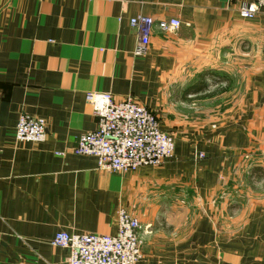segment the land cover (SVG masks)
<instances>
[{
  "label": "crops",
  "instance_id": "crops-1",
  "mask_svg": "<svg viewBox=\"0 0 264 264\" xmlns=\"http://www.w3.org/2000/svg\"><path fill=\"white\" fill-rule=\"evenodd\" d=\"M253 1L0 0V264H68L56 233L114 235L120 208L143 226L137 264H264V7L240 14ZM139 14L181 25L154 27L136 57ZM202 72L244 81L207 98L208 124L182 127ZM102 92L153 111L173 156L116 173L74 153ZM22 113L46 120L43 142L16 140Z\"/></svg>",
  "mask_w": 264,
  "mask_h": 264
},
{
  "label": "built area",
  "instance_id": "built-area-1",
  "mask_svg": "<svg viewBox=\"0 0 264 264\" xmlns=\"http://www.w3.org/2000/svg\"><path fill=\"white\" fill-rule=\"evenodd\" d=\"M264 7V0H254L240 8L244 18L252 19ZM130 24L137 29L139 40L136 57L145 56L154 27L174 31L181 21L173 18L156 22L139 14ZM91 107L98 122L93 131L83 133L73 152L94 156L101 170L116 173L134 172L140 167L161 166L175 151V139L161 128L156 114L128 96L117 100L111 93L90 94ZM47 123L42 117L22 113L16 126L18 142H43ZM63 154V153H58ZM116 234L69 233L59 231L54 246L70 249L68 264H137L143 257L140 220L124 208L117 212Z\"/></svg>",
  "mask_w": 264,
  "mask_h": 264
},
{
  "label": "rangeland",
  "instance_id": "rangeland-1",
  "mask_svg": "<svg viewBox=\"0 0 264 264\" xmlns=\"http://www.w3.org/2000/svg\"><path fill=\"white\" fill-rule=\"evenodd\" d=\"M231 81H244V74L236 73ZM232 87V86H231ZM213 101L208 99H197L194 102H184L182 108L176 112L177 120L182 122V127H192V125H205L208 124L212 117L209 116L211 113ZM172 112L170 113V115ZM174 115V113H173ZM157 116V115H156ZM158 117V116H157ZM189 132H185L184 130L180 134V136L188 135ZM175 136V134H172ZM203 156L202 154L200 155Z\"/></svg>",
  "mask_w": 264,
  "mask_h": 264
},
{
  "label": "trees",
  "instance_id": "trees-1",
  "mask_svg": "<svg viewBox=\"0 0 264 264\" xmlns=\"http://www.w3.org/2000/svg\"><path fill=\"white\" fill-rule=\"evenodd\" d=\"M220 77L221 81L223 80L222 77H224V79L228 80V81H224L226 83V85L224 87H222L221 89H217L215 91H209V83L210 81H206L207 78L210 77ZM232 84L231 79H229L227 76H219L218 74L215 73H211V72H202L199 75V80L194 82V84L189 85L188 87H186L183 90V95H184V100L190 102L192 99H207V98H212L215 95L222 93L224 91H227L230 89ZM187 95H193L192 98H187ZM257 173L258 169L257 168H253L252 173Z\"/></svg>",
  "mask_w": 264,
  "mask_h": 264
}]
</instances>
